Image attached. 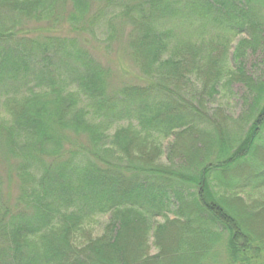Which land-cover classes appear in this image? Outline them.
I'll list each match as a JSON object with an SVG mask.
<instances>
[{"label": "trees", "instance_id": "1", "mask_svg": "<svg viewBox=\"0 0 264 264\" xmlns=\"http://www.w3.org/2000/svg\"><path fill=\"white\" fill-rule=\"evenodd\" d=\"M263 7L0 0V264H264V164H248L264 150V60L259 77L237 62L264 47ZM116 21L138 75L112 89L66 34L107 45ZM236 82L250 105L230 123L206 107Z\"/></svg>", "mask_w": 264, "mask_h": 264}, {"label": "rangeland", "instance_id": "2", "mask_svg": "<svg viewBox=\"0 0 264 264\" xmlns=\"http://www.w3.org/2000/svg\"><path fill=\"white\" fill-rule=\"evenodd\" d=\"M94 11V8H90V12ZM261 13H264V7L261 8ZM115 28L119 27V34L117 33L116 36L113 34L109 38L112 40L111 43L105 45L106 36L105 34H101L100 31L95 30L94 32H85L84 34H80L79 36L77 34H73L72 32H68L66 35L68 37L73 38L76 42V46L78 48H82L87 50L89 55L92 57V59L102 66L105 70L109 72V86H111L112 89H115L118 86H121V83H128L130 81H135V77L138 75L137 71L134 68V65L131 61V58L129 56V51L127 49V33H128V27L126 25H123L119 23V21H116L114 23ZM36 27L35 24L28 22L25 23L24 26H22V30L24 32H29L28 35L33 37L43 36L42 32H36L31 31ZM59 31L65 32L68 31L66 29V25H60ZM78 36V37H75ZM81 36V37H80ZM108 40V37H107ZM240 40H242V37H237L231 42L230 51L229 54L233 55L234 50H236ZM264 60V47L258 48L255 51H245L243 55H241L237 62H240V64L244 63L245 69L252 73L253 76H258L261 74V71L263 69L262 61ZM246 95V89L241 83H233L229 87H223L221 90V93L219 95H216L213 97V99L209 100L207 103L208 111L209 113H214L219 109L223 113L224 116H226L227 119H229V122H235L240 116H242L246 109L248 108L249 102L245 99ZM247 101V103L245 102ZM250 105V104H249ZM222 117V116H220ZM231 120V121H230ZM232 125L229 124V127H227V130L229 132H233ZM173 141V138L169 139L165 142V147L170 144V142ZM264 150L258 152L259 155H257V158H254L251 163L249 164V167L252 168V166H263L264 164V158L263 153ZM263 154V155H262ZM257 159V160H256ZM163 162V160H162ZM4 164L8 163H2L0 168L2 174H4V171L6 170L7 166ZM12 164V163H11ZM252 165V166H251ZM12 166V165H11ZM253 171V170H252ZM250 175L252 174L250 169ZM248 173V174H249ZM246 172L241 170H237L236 173L232 174L233 181H237V179L246 178ZM4 199L5 194L9 196V202L12 203L13 200L16 197L17 194V183L16 181H13V179H10L9 182L4 180ZM254 199H258L253 197ZM252 197H241V200L245 201L247 204L252 203L254 201ZM107 219H103L100 221L101 229L103 225L105 224ZM240 220L242 222H245L244 227H247L250 229L249 225H252L249 219L245 218V215L240 216ZM257 222L254 221V225H258L259 230H264V216H260L257 218ZM164 221L163 218H157L154 221V224H160ZM253 227V225H252ZM251 227V228H252ZM257 228V229H258ZM152 241V238L150 242ZM172 242L175 240L172 238ZM167 245V243H166ZM155 250L151 249V252L154 253ZM219 258H221L219 256ZM221 260V259H220Z\"/></svg>", "mask_w": 264, "mask_h": 264}]
</instances>
